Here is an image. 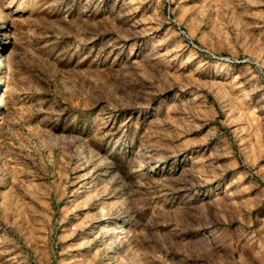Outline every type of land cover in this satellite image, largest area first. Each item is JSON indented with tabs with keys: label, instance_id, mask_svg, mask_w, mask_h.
Instances as JSON below:
<instances>
[{
	"label": "rangeland",
	"instance_id": "rangeland-1",
	"mask_svg": "<svg viewBox=\"0 0 264 264\" xmlns=\"http://www.w3.org/2000/svg\"><path fill=\"white\" fill-rule=\"evenodd\" d=\"M0 264H264V0H0Z\"/></svg>",
	"mask_w": 264,
	"mask_h": 264
},
{
	"label": "bare ground",
	"instance_id": "bare-ground-1",
	"mask_svg": "<svg viewBox=\"0 0 264 264\" xmlns=\"http://www.w3.org/2000/svg\"><path fill=\"white\" fill-rule=\"evenodd\" d=\"M87 181H88V179H87ZM87 181H86V182H87Z\"/></svg>",
	"mask_w": 264,
	"mask_h": 264
}]
</instances>
